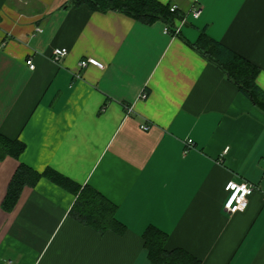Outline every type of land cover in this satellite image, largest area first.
<instances>
[{
	"label": "crops",
	"instance_id": "1",
	"mask_svg": "<svg viewBox=\"0 0 264 264\" xmlns=\"http://www.w3.org/2000/svg\"><path fill=\"white\" fill-rule=\"evenodd\" d=\"M73 1L0 0V134L26 145L0 161V264H153L150 227L201 264H264V113L192 46L205 32L258 66L264 91V0H157L202 10L177 36ZM21 164L94 189L124 231L79 223L76 196L45 178L6 212ZM229 181L255 186L232 216Z\"/></svg>",
	"mask_w": 264,
	"mask_h": 264
},
{
	"label": "trees",
	"instance_id": "2",
	"mask_svg": "<svg viewBox=\"0 0 264 264\" xmlns=\"http://www.w3.org/2000/svg\"><path fill=\"white\" fill-rule=\"evenodd\" d=\"M72 5L88 6L91 10L101 13H122L146 24L161 20L171 27L175 26L183 16V13L179 11L171 12V4L164 5L157 0H74ZM192 46L209 62L219 67L227 78L264 113V91L257 84L260 73L258 66L227 49L220 42L209 38L205 32ZM25 149L26 145L21 141L11 140L0 134V161L7 157L19 158ZM43 178L76 196L70 216L82 225L100 234L124 231L123 225L116 219L117 207L100 193L88 186L82 188L52 169L39 173L24 164L18 167L8 186L2 204L3 210L13 211L23 190L26 187H35ZM143 238L153 264H201L199 260L183 250H166L165 246L169 237L154 227L148 228Z\"/></svg>",
	"mask_w": 264,
	"mask_h": 264
},
{
	"label": "built area",
	"instance_id": "3",
	"mask_svg": "<svg viewBox=\"0 0 264 264\" xmlns=\"http://www.w3.org/2000/svg\"><path fill=\"white\" fill-rule=\"evenodd\" d=\"M179 8L177 6L171 7V12H178ZM202 14V10L200 8H194L189 13L183 14L180 20H178L175 26L171 27L167 25L165 27V33L171 34L174 36L180 35L183 26L185 25L188 17H192L194 19H198ZM40 31V30H39ZM68 55L67 49H55L53 51V60L55 62H61ZM27 65L34 70L35 66L31 59L27 61ZM98 67L100 69L104 68V64L99 62L96 59L88 58L84 59L80 62L81 69H85L88 67ZM148 97L147 93H143L141 98L146 99ZM144 130H148V126H143ZM187 147L184 151V154H187L189 150L193 146V141L189 140L187 142ZM225 191L227 193V198L224 203V210L229 215H235L237 213H243L246 211L249 205V198L255 191V186L251 183H238L235 181H229L225 186ZM235 198V199H234Z\"/></svg>",
	"mask_w": 264,
	"mask_h": 264
},
{
	"label": "snow or ice",
	"instance_id": "4",
	"mask_svg": "<svg viewBox=\"0 0 264 264\" xmlns=\"http://www.w3.org/2000/svg\"><path fill=\"white\" fill-rule=\"evenodd\" d=\"M235 199V198H234Z\"/></svg>",
	"mask_w": 264,
	"mask_h": 264
}]
</instances>
